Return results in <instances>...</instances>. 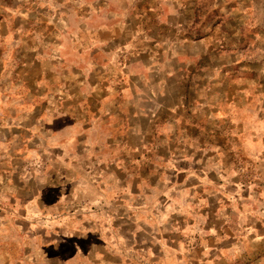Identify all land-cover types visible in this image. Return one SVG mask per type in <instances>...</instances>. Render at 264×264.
Listing matches in <instances>:
<instances>
[{
	"label": "rangeland",
	"instance_id": "obj_1",
	"mask_svg": "<svg viewBox=\"0 0 264 264\" xmlns=\"http://www.w3.org/2000/svg\"><path fill=\"white\" fill-rule=\"evenodd\" d=\"M0 264H264V0H0Z\"/></svg>",
	"mask_w": 264,
	"mask_h": 264
},
{
	"label": "crops",
	"instance_id": "obj_2",
	"mask_svg": "<svg viewBox=\"0 0 264 264\" xmlns=\"http://www.w3.org/2000/svg\"><path fill=\"white\" fill-rule=\"evenodd\" d=\"M36 156H37V153H35V155H34L32 152H29V153L27 154V158H28V159L35 158ZM35 178L38 179V178H39V175H35ZM136 196H138V195L135 194V198H136ZM135 198H134V199H135ZM132 199H133V198H132ZM134 199H133V200H134Z\"/></svg>",
	"mask_w": 264,
	"mask_h": 264
}]
</instances>
